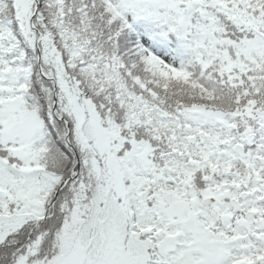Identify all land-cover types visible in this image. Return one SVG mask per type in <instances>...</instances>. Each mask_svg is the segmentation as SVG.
Wrapping results in <instances>:
<instances>
[{
    "label": "snow or ice",
    "instance_id": "snow-or-ice-1",
    "mask_svg": "<svg viewBox=\"0 0 264 264\" xmlns=\"http://www.w3.org/2000/svg\"><path fill=\"white\" fill-rule=\"evenodd\" d=\"M0 264H264V0H0Z\"/></svg>",
    "mask_w": 264,
    "mask_h": 264
}]
</instances>
